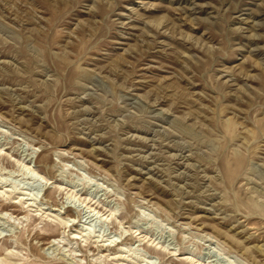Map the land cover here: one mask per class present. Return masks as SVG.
<instances>
[{"label": "rangeland", "instance_id": "1", "mask_svg": "<svg viewBox=\"0 0 264 264\" xmlns=\"http://www.w3.org/2000/svg\"><path fill=\"white\" fill-rule=\"evenodd\" d=\"M0 264H264V0H0Z\"/></svg>", "mask_w": 264, "mask_h": 264}, {"label": "bare ground", "instance_id": "2", "mask_svg": "<svg viewBox=\"0 0 264 264\" xmlns=\"http://www.w3.org/2000/svg\"><path fill=\"white\" fill-rule=\"evenodd\" d=\"M63 206H64V203H63ZM70 207H72V206H70ZM78 216H81V213H78ZM131 235H132V234H131ZM127 238H128V237H125V239H123L121 242L127 240Z\"/></svg>", "mask_w": 264, "mask_h": 264}]
</instances>
